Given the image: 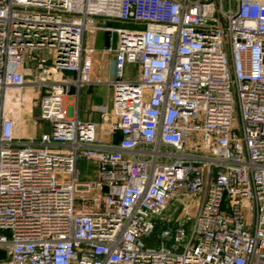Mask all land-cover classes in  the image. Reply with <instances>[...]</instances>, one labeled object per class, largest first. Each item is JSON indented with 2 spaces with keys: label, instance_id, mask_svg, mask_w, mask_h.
<instances>
[{
  "label": "built area",
  "instance_id": "built-area-1",
  "mask_svg": "<svg viewBox=\"0 0 264 264\" xmlns=\"http://www.w3.org/2000/svg\"><path fill=\"white\" fill-rule=\"evenodd\" d=\"M97 30L116 35L100 122L69 113L62 75L92 80ZM25 75L38 139L15 133ZM0 248L3 264H264V0H0Z\"/></svg>",
  "mask_w": 264,
  "mask_h": 264
},
{
  "label": "crops",
  "instance_id": "crops-1",
  "mask_svg": "<svg viewBox=\"0 0 264 264\" xmlns=\"http://www.w3.org/2000/svg\"><path fill=\"white\" fill-rule=\"evenodd\" d=\"M109 45L111 46L115 45V38L107 43L105 41H100L98 44L94 45L95 51L93 53L92 80L89 83L77 84L75 80L78 77V75L74 71H64L62 73L64 77L71 80L69 92L64 97L65 108L69 111L70 114L77 115L78 118L81 120L100 122L101 114L98 108L110 107L111 105L112 102L111 84L102 80L97 81L98 78L103 79L106 74L104 67H102V60L106 58L112 59V54L103 51V49ZM106 70L110 71L112 70V68L111 69L107 68ZM38 98H39V92H38ZM70 106L73 107L72 110L69 109ZM97 134L100 140L107 139L106 136L102 134L101 129H98ZM118 138H119V134H115V139L117 140ZM90 165L92 167L94 166L92 162L90 163ZM93 176H95V166H94Z\"/></svg>",
  "mask_w": 264,
  "mask_h": 264
},
{
  "label": "rangeland",
  "instance_id": "rangeland-1",
  "mask_svg": "<svg viewBox=\"0 0 264 264\" xmlns=\"http://www.w3.org/2000/svg\"><path fill=\"white\" fill-rule=\"evenodd\" d=\"M112 26H124L127 28H132V24H119L116 22H109ZM86 42L89 45L94 46L98 44L100 41H105L106 43L112 41L114 38L116 39V35L112 36L109 32L104 30H97L92 33L86 34ZM111 58H106L102 60V67L106 71L107 68H112L111 66ZM136 65L134 64H126L124 68L125 77L134 78L136 75ZM109 71V70H107ZM31 79V75H25L26 87L24 91L25 101H23L22 106L19 108L17 115H19V120L15 128V133L18 136H23L26 139L35 138L38 139L43 131L48 132L50 130V124L47 121H42L38 119V92L32 84L29 82ZM70 110L73 107H69ZM91 162L87 161L84 158H80L78 162V178L80 180L88 179L94 174V166L90 165ZM94 177V176H93ZM185 201L189 202V212H193L197 206V198L196 197H184ZM174 204V203H173ZM178 215V212L175 213ZM0 264H3L0 262Z\"/></svg>",
  "mask_w": 264,
  "mask_h": 264
},
{
  "label": "water",
  "instance_id": "water-1",
  "mask_svg": "<svg viewBox=\"0 0 264 264\" xmlns=\"http://www.w3.org/2000/svg\"><path fill=\"white\" fill-rule=\"evenodd\" d=\"M7 258L6 250L3 248H0V262L5 261Z\"/></svg>",
  "mask_w": 264,
  "mask_h": 264
},
{
  "label": "trees",
  "instance_id": "trees-1",
  "mask_svg": "<svg viewBox=\"0 0 264 264\" xmlns=\"http://www.w3.org/2000/svg\"><path fill=\"white\" fill-rule=\"evenodd\" d=\"M160 227L156 226L154 232H153V236L155 237L157 235V233L159 232Z\"/></svg>",
  "mask_w": 264,
  "mask_h": 264
}]
</instances>
